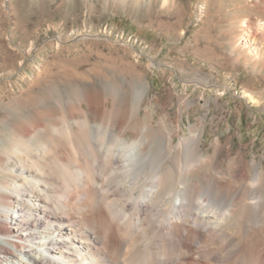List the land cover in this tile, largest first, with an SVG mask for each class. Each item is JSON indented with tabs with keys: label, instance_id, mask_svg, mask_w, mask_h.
<instances>
[{
	"label": "rangeland",
	"instance_id": "rangeland-1",
	"mask_svg": "<svg viewBox=\"0 0 264 264\" xmlns=\"http://www.w3.org/2000/svg\"><path fill=\"white\" fill-rule=\"evenodd\" d=\"M143 129L237 216L260 197L257 225L229 229L263 250L264 0H0V188L69 132Z\"/></svg>",
	"mask_w": 264,
	"mask_h": 264
},
{
	"label": "bare ground",
	"instance_id": "bare-ground-1",
	"mask_svg": "<svg viewBox=\"0 0 264 264\" xmlns=\"http://www.w3.org/2000/svg\"><path fill=\"white\" fill-rule=\"evenodd\" d=\"M113 131L69 132L47 160L11 165L19 176L0 188V264H264V249L229 229L257 225L259 196L237 216L238 199L222 207L225 188L211 176L188 182L195 160L170 168L145 129Z\"/></svg>",
	"mask_w": 264,
	"mask_h": 264
}]
</instances>
